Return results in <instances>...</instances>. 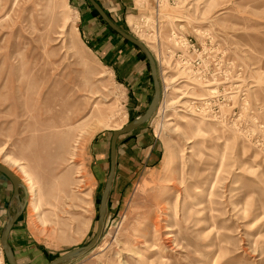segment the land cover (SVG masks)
I'll return each mask as SVG.
<instances>
[{
	"label": "rangeland",
	"instance_id": "374dc122",
	"mask_svg": "<svg viewBox=\"0 0 264 264\" xmlns=\"http://www.w3.org/2000/svg\"><path fill=\"white\" fill-rule=\"evenodd\" d=\"M135 8L119 28L157 67L148 127L161 155L109 198L98 246L71 264H264V0ZM78 12L76 0H0V165L27 188L22 165L38 185L39 215L26 200L12 230L18 264H49L92 240L112 133L153 96L144 55L129 46L145 71L136 106L84 41ZM16 208L12 199L9 216Z\"/></svg>",
	"mask_w": 264,
	"mask_h": 264
},
{
	"label": "crops",
	"instance_id": "0c3cea01",
	"mask_svg": "<svg viewBox=\"0 0 264 264\" xmlns=\"http://www.w3.org/2000/svg\"><path fill=\"white\" fill-rule=\"evenodd\" d=\"M108 18L118 27L127 19L129 14L136 10L137 0H94ZM78 8V30L83 39L93 47L94 53L108 65L114 68L113 72L128 88L132 95L134 105H139L145 95V71L139 57L120 37L111 32L92 12V7L87 0H76ZM135 58L134 61H131ZM148 122L139 126L132 132L118 138L116 142L115 175L111 185L109 198L118 195L122 187H126L128 181L140 169L155 165L161 155V147L154 135L149 131ZM111 143V140H110ZM109 168H110V145H109ZM109 174V172H108ZM108 177V176H107ZM6 177L0 174V219L3 215L8 217L10 202L13 199V189ZM108 198L107 206L110 203ZM15 226V224H14ZM12 227L8 243L14 255L12 246ZM15 257V255H14ZM17 262V259L15 257ZM18 263V262H17Z\"/></svg>",
	"mask_w": 264,
	"mask_h": 264
},
{
	"label": "water",
	"instance_id": "95a60500",
	"mask_svg": "<svg viewBox=\"0 0 264 264\" xmlns=\"http://www.w3.org/2000/svg\"><path fill=\"white\" fill-rule=\"evenodd\" d=\"M87 1L89 2L93 10L97 13L98 17L106 24V26L112 32H114L116 35L121 37L124 41L136 47L144 55L145 59L148 62L149 69H150V75H151V79L153 82V96H152V99L147 109L141 116L130 121L124 128L112 133L111 143H110L109 174L106 179L104 189L100 197L97 227H96L95 235L93 236L92 240L87 245L80 247V248L73 249L65 253L64 255L58 257L57 259L50 262L49 264H71L72 262L84 257L85 255L93 251L98 246L103 230H104V226H105V220H106V214H107V203H108L111 185H112L114 175H115L116 142L119 137L132 132L133 130L143 125L144 123L148 122L152 118L158 106L160 94H161L160 84L158 80L157 67H156L153 57L147 51L146 47L141 42H139L138 40H136L129 34L122 31L118 26H116L108 18V16L102 11L99 5L95 3L94 0H87ZM0 174L6 177L7 180L11 183L13 187L12 198L15 199L17 203L15 214L13 216L8 215L7 221L1 231L0 246L3 251V255L6 259L7 264H18L15 260L11 247L9 246L8 236H9V233L12 227L14 226V224L16 223V221L18 220V218L21 216L23 212V209L25 207V203L27 200V194H26L24 187L21 185L20 181L17 178H15V176L7 168H5L2 165H0ZM18 189H21L24 194L22 199L19 198Z\"/></svg>",
	"mask_w": 264,
	"mask_h": 264
},
{
	"label": "bare ground",
	"instance_id": "6f19581e",
	"mask_svg": "<svg viewBox=\"0 0 264 264\" xmlns=\"http://www.w3.org/2000/svg\"><path fill=\"white\" fill-rule=\"evenodd\" d=\"M175 91L177 93H180V94L182 93L180 90H175ZM186 95H187V93H182L180 99H184L185 97L188 96V95L187 96ZM201 101H205V100H201ZM192 105H194V104H191V106ZM179 107L186 108L187 105H186L185 102H182V103L179 104ZM17 166L20 169L22 180L28 184V187L24 188L25 191H26V194H27V203H28L29 206H31L33 212H35V214L39 215V206L37 204V201H38V185L36 184L35 179L31 176L29 171H27L25 169V167H23L20 164H18ZM21 185H22V183H21ZM61 224L59 223V226ZM59 230H61V229H59ZM52 232H58V228L56 226L50 228V233H52ZM143 245H144V243H143Z\"/></svg>",
	"mask_w": 264,
	"mask_h": 264
},
{
	"label": "trees",
	"instance_id": "16d2710c",
	"mask_svg": "<svg viewBox=\"0 0 264 264\" xmlns=\"http://www.w3.org/2000/svg\"><path fill=\"white\" fill-rule=\"evenodd\" d=\"M92 12L94 13V15L95 16H97L98 17V15H97V13L92 9ZM101 20V19H100ZM102 21V20H101ZM102 23L106 26V24L102 21ZM107 27V26H106ZM108 28V27H107ZM109 29V28H108ZM110 30V29H109ZM112 32V31H111ZM112 33H114V32H112ZM115 34V33H114ZM124 41V40H123ZM126 44H128V45H131V44H129L128 42H126V41H124ZM131 46H133V45H131ZM134 47V46H133ZM134 48H136V47H134Z\"/></svg>",
	"mask_w": 264,
	"mask_h": 264
}]
</instances>
